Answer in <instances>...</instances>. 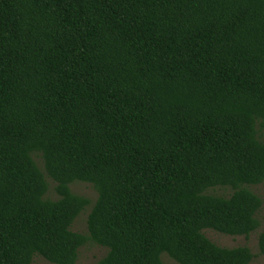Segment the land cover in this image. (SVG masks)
<instances>
[{
	"label": "trees",
	"instance_id": "trees-1",
	"mask_svg": "<svg viewBox=\"0 0 264 264\" xmlns=\"http://www.w3.org/2000/svg\"><path fill=\"white\" fill-rule=\"evenodd\" d=\"M262 183L264 0H0V264H250Z\"/></svg>",
	"mask_w": 264,
	"mask_h": 264
},
{
	"label": "rangeland",
	"instance_id": "rangeland-1",
	"mask_svg": "<svg viewBox=\"0 0 264 264\" xmlns=\"http://www.w3.org/2000/svg\"><path fill=\"white\" fill-rule=\"evenodd\" d=\"M39 166L43 168V162L41 159L36 158ZM50 189L48 194L46 195L49 198L56 199L57 194L55 192V183L48 178ZM72 191L76 194L83 195L87 197L91 205L95 203L98 198V193L94 189V187L89 183L84 182H76L71 185ZM256 194H258L263 200V206L258 212V218L260 219L262 225L254 232H252L249 236H231L226 235L220 232H217L212 229L204 230L205 235L213 241L215 244L227 247V248H236L240 246H247L251 249L253 253V259L250 264H264V256L261 254L259 249V235L261 231L264 229L263 224V215H264V183L256 186L250 187ZM232 189L224 188V187H217L213 188L209 191L211 194L221 195V196H230L232 193ZM91 205L88 206L86 209L82 211L79 217L75 220L72 230L88 234L87 228V217L91 210ZM108 252V249L102 246H99L94 243H87L83 247L80 248L79 256L75 264H96L100 259H102ZM163 261L165 264H179L172 258H170L166 253L162 255ZM32 264H53L47 260H45L40 255H35L33 258Z\"/></svg>",
	"mask_w": 264,
	"mask_h": 264
}]
</instances>
